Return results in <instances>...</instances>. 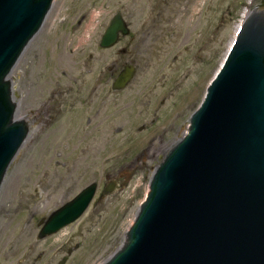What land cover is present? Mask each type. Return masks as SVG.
Instances as JSON below:
<instances>
[{
    "label": "rangeland",
    "instance_id": "rangeland-1",
    "mask_svg": "<svg viewBox=\"0 0 264 264\" xmlns=\"http://www.w3.org/2000/svg\"><path fill=\"white\" fill-rule=\"evenodd\" d=\"M263 8L264 0H55L11 74L30 131L0 191V264H105L124 244L158 157L188 131L242 13ZM118 13L137 41L101 49ZM160 15L169 38L185 39L178 64L175 47L160 60L143 42ZM127 63L138 64L137 76L114 92ZM112 181L120 188L105 195ZM93 183L83 216L40 240V224Z\"/></svg>",
    "mask_w": 264,
    "mask_h": 264
},
{
    "label": "water",
    "instance_id": "water-1",
    "mask_svg": "<svg viewBox=\"0 0 264 264\" xmlns=\"http://www.w3.org/2000/svg\"><path fill=\"white\" fill-rule=\"evenodd\" d=\"M53 2L0 0V190L30 131L17 118L10 76ZM120 33L128 31L117 15L101 47L115 45ZM135 74L127 67L115 90ZM96 191L91 184L55 211L39 238L79 220ZM137 212L123 246L105 264H264V12L240 33Z\"/></svg>",
    "mask_w": 264,
    "mask_h": 264
},
{
    "label": "flooded vegetation",
    "instance_id": "flooded-vegetation-1",
    "mask_svg": "<svg viewBox=\"0 0 264 264\" xmlns=\"http://www.w3.org/2000/svg\"><path fill=\"white\" fill-rule=\"evenodd\" d=\"M164 5H166V3H163V7L161 9L164 8ZM157 10H160V8H157ZM129 25L131 27L130 23H129ZM169 28H170L169 27V21H167V20L164 21V18L161 17V15H160V17L156 21H153L151 26L146 29L147 31H146L145 39L143 42H145L148 45L151 55L155 59L160 58V60L163 57V55H167V53L169 51V46L175 47L176 51L172 55L173 56L172 61L170 59L171 64L175 65V64H178V61L181 58V51L184 50V52H185L188 49L186 47L185 39L183 37H181L180 35H178L176 38H174V36H171L169 38ZM138 34H143V33H138ZM134 35H135V33H132V31H131V33L126 37L120 36L118 43L120 44V43L124 42L125 40L126 41L130 40L133 43V42L137 41V39ZM156 53H158V54H156ZM135 65L138 67L137 63H135ZM167 65H168V61H167ZM124 67H125V65H124ZM123 68H121L120 71ZM114 80H115V77L113 78V81ZM52 102H53V99H50L48 101V104H46L50 110H51V103ZM50 113L51 112H49L48 114L50 115ZM166 153H167V151L165 152V154ZM165 154L158 157V162L162 161Z\"/></svg>",
    "mask_w": 264,
    "mask_h": 264
},
{
    "label": "bare ground",
    "instance_id": "bare-ground-1",
    "mask_svg": "<svg viewBox=\"0 0 264 264\" xmlns=\"http://www.w3.org/2000/svg\"><path fill=\"white\" fill-rule=\"evenodd\" d=\"M237 30H238V28H237ZM18 118V117H17ZM18 120H20V121H23L21 118H18ZM28 135H29V133H28ZM28 138V137H27ZM22 149V148H21Z\"/></svg>",
    "mask_w": 264,
    "mask_h": 264
}]
</instances>
